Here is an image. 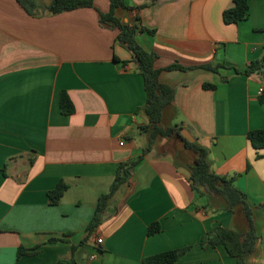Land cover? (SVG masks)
<instances>
[{"label": "crops", "instance_id": "0c3cea01", "mask_svg": "<svg viewBox=\"0 0 264 264\" xmlns=\"http://www.w3.org/2000/svg\"><path fill=\"white\" fill-rule=\"evenodd\" d=\"M126 4L132 9L118 10L120 18L156 30L136 38L158 55L157 68H191L161 74L175 89L161 125L190 132L208 149L211 169L235 177L258 235L247 263L264 264V149L248 139L264 129V72H236L264 58V0H250L248 17L238 24L223 19L233 0ZM95 5L111 9L110 0ZM97 9L34 17L17 0H0V264H59L73 257L78 264H143L186 247L177 264H237L224 246L204 248L201 241L219 226L247 231L244 211L192 189L196 155L177 136L157 139L81 245L119 165L142 155L150 138L144 78L117 41L120 31L102 25ZM207 64L219 72L202 68ZM206 83L217 88L205 89ZM62 92L74 105L70 115L62 112ZM60 182L68 189L51 205L49 192ZM155 222L162 230L150 236ZM20 247L40 248L18 258Z\"/></svg>", "mask_w": 264, "mask_h": 264}, {"label": "trees", "instance_id": "16d2710c", "mask_svg": "<svg viewBox=\"0 0 264 264\" xmlns=\"http://www.w3.org/2000/svg\"><path fill=\"white\" fill-rule=\"evenodd\" d=\"M23 9L34 17L42 15H59L65 12H71L83 8H96V0H45L49 3H44L41 0H17ZM250 0H233L234 6L223 13V19L226 24H238L247 19L249 14ZM111 9L108 13H103L97 9L100 23L120 31L117 41L125 47L132 55L133 61L136 64V70L143 76L144 85L147 93V104L145 112L149 118V125L145 128L150 131L149 144L143 149L142 155L132 158L119 165L116 178L107 194L100 197L95 215L87 227V238L81 245L88 243L90 238L95 234L98 227L102 224L103 216L107 212L110 201L115 193L132 177L136 167L140 165L147 153H149L159 137L172 138L179 137L185 144L186 148L196 154V162L192 167L190 174V184L193 190L200 194L209 196L222 197L230 210L237 207H242L248 229L245 232H239L233 229L217 227L209 232L201 241L204 248L224 246L228 253L236 259L237 264H248L247 259L254 254L257 249L258 235L256 232L254 211L248 201L247 195L235 186V177H228L216 174L210 166L207 148L189 142L181 135L178 126L165 128L161 125L163 111L166 107L172 105L175 100V89L161 81L160 76L163 72L174 70H189L179 64H173L166 68H157L156 61L158 55L155 52H150L144 49L136 38L138 32H147L155 34L156 30H149L144 27H139L137 24L130 26L122 18L117 15L118 10L132 9L126 4V0H110ZM117 60V58H115ZM125 64L127 62H124ZM222 67V66H221ZM202 68L219 72V66L213 67L211 64L202 66ZM264 72V58L255 60L245 71L236 69L238 74L252 76L258 72ZM205 89L215 90L217 85L204 84ZM263 97V96H262ZM61 109L64 114L70 115L74 113V105L66 92L61 94ZM248 139L255 149H264V129L253 130L249 132ZM68 189L67 185L60 182L58 186L49 192V200L51 205H57L60 199ZM159 222L152 223L148 230V235L153 236L161 232ZM58 241L57 239L54 240ZM39 248L27 250L20 247L18 258L25 255H36ZM191 247L183 249H175L165 251L153 256L144 258L143 264H177L181 256L185 255ZM75 252L76 247H73ZM59 264H78L73 257L70 260H61Z\"/></svg>", "mask_w": 264, "mask_h": 264}, {"label": "water", "instance_id": "95a60500", "mask_svg": "<svg viewBox=\"0 0 264 264\" xmlns=\"http://www.w3.org/2000/svg\"><path fill=\"white\" fill-rule=\"evenodd\" d=\"M181 135H182L183 137H185L189 142L194 143V139L192 138L190 132H188V131L182 129V130H181Z\"/></svg>", "mask_w": 264, "mask_h": 264}, {"label": "built area", "instance_id": "2783aa9c", "mask_svg": "<svg viewBox=\"0 0 264 264\" xmlns=\"http://www.w3.org/2000/svg\"><path fill=\"white\" fill-rule=\"evenodd\" d=\"M259 94L264 96V88L260 89ZM98 244H102L103 240L101 238L97 239Z\"/></svg>", "mask_w": 264, "mask_h": 264}, {"label": "rangeland", "instance_id": "374dc122", "mask_svg": "<svg viewBox=\"0 0 264 264\" xmlns=\"http://www.w3.org/2000/svg\"><path fill=\"white\" fill-rule=\"evenodd\" d=\"M42 2H44V3H49L48 1H45V0H41ZM100 10V9H99ZM104 13V12H103ZM199 143H201V142H198L197 144H199ZM145 145V144H144ZM200 145V144H199ZM193 154H195L193 151H191ZM196 155V154H195Z\"/></svg>", "mask_w": 264, "mask_h": 264}]
</instances>
